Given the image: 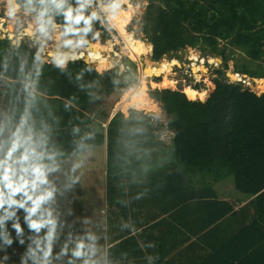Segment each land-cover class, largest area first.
I'll list each match as a JSON object with an SVG mask.
<instances>
[{
	"label": "clouds",
	"instance_id": "obj_1",
	"mask_svg": "<svg viewBox=\"0 0 264 264\" xmlns=\"http://www.w3.org/2000/svg\"><path fill=\"white\" fill-rule=\"evenodd\" d=\"M147 7L148 0H0V237L5 253L17 240L26 247L23 264L29 258L33 264H135L129 252L114 255L109 248L106 214L85 207V189L98 196L96 187H85L96 162L77 106L88 100L79 95L87 86L57 104L49 99L45 69L56 70L61 85L72 82L70 65L79 61L76 81L96 61L133 64L129 45L143 39ZM117 42L122 55H101ZM147 194L136 192L127 204L113 197V203L129 208ZM117 227L136 230L131 218L121 217ZM145 259L154 264L156 258Z\"/></svg>",
	"mask_w": 264,
	"mask_h": 264
},
{
	"label": "trees",
	"instance_id": "obj_2",
	"mask_svg": "<svg viewBox=\"0 0 264 264\" xmlns=\"http://www.w3.org/2000/svg\"><path fill=\"white\" fill-rule=\"evenodd\" d=\"M142 30L152 43L155 61L170 52L199 47L204 55H220L225 64L223 70H216L219 77L208 80L207 90L201 89L200 81L193 86L194 100L182 89H150V98L164 109L166 128L173 132L169 143L157 137L151 115L134 107L127 113L118 111L104 129L97 123L93 114L97 106L130 82L129 73L120 74L118 67L103 69L91 64L82 80L76 81L84 63L79 61L70 65L72 82L61 80V85L59 73L46 68L49 99L59 104L68 91L77 90L81 83L87 86L79 95H87L88 100L77 105L81 127L91 133V149L106 147L110 197L111 185L138 177L152 182L164 174L161 180L169 175L173 181L190 184L197 176L213 182L232 178L237 190L253 197L254 216L229 246L249 238L247 249L254 248L253 254L264 260V91L220 78L232 59L226 54L227 47L261 63L260 70L241 65L236 72L264 78V0H148ZM153 76L160 75L156 71ZM59 114L66 115L63 109ZM212 203L218 207L213 219L233 211L230 203ZM240 258L232 259L247 261V256Z\"/></svg>",
	"mask_w": 264,
	"mask_h": 264
},
{
	"label": "crops",
	"instance_id": "obj_3",
	"mask_svg": "<svg viewBox=\"0 0 264 264\" xmlns=\"http://www.w3.org/2000/svg\"><path fill=\"white\" fill-rule=\"evenodd\" d=\"M103 175L107 179L106 166ZM160 177L152 182L138 177L111 185L109 210L120 212L125 220L131 218L136 229L134 233H122L117 227L119 222L114 223L108 241L114 255L127 251L135 264H148L146 254L156 258L154 264H264L263 259L253 254L254 248L247 249L249 238H243L237 246H229L254 216L250 203L253 197L237 190L234 180L228 188L227 178L220 183L222 180L203 181L197 176L190 184L187 180L173 181L169 175L163 180ZM136 192L148 194L133 201L129 208L113 203V197H117L127 204L128 197ZM214 201L230 203L232 213L213 219L218 214ZM149 243L154 247H146ZM234 256H247V261L234 260Z\"/></svg>",
	"mask_w": 264,
	"mask_h": 264
},
{
	"label": "rangeland",
	"instance_id": "obj_4",
	"mask_svg": "<svg viewBox=\"0 0 264 264\" xmlns=\"http://www.w3.org/2000/svg\"><path fill=\"white\" fill-rule=\"evenodd\" d=\"M145 15V13H144ZM3 17V11L0 10V18ZM144 17V16H143ZM143 23V21H142ZM142 27V25H141ZM131 26H129V29ZM143 32V30H142ZM147 37L143 33V39L140 41H146ZM223 45V42H221V46ZM135 47H138V45H135ZM191 48V47H188ZM120 49V47H119ZM194 50L195 53H197L200 56H203L204 53L201 51L199 47L191 48ZM112 56H120L122 55L121 51H118V54H114L111 52ZM131 53H129V58L133 62V64H130V62L125 58L124 62L121 63L119 61H115V66L119 68V72L122 73H129V80L130 82L127 84V87L116 90L113 94H111L109 97L105 98L98 106L96 111L93 113L94 117L97 120V123L101 126L102 129H104L107 125V121L114 116L118 111H121L123 113H127L128 109L131 107H128L127 109H123V105L131 102L138 103L137 105H140L142 107H145V110L148 111L149 109L152 110V112H149L152 117L153 126L156 129L157 137L164 141L165 143H169L173 133L169 129H167V122H166V115H162L156 107V103L153 102L152 99H150L149 109L147 106V102L144 101V97L149 95L150 89L154 87L159 88H165V87H172L177 89H182L186 91L188 87H193L196 83L199 81L202 83V90H207L209 87L208 80L213 79L216 77H219L218 74H216V70H223L224 69V61L222 57L218 54H211V55H204L203 57L207 58L209 56H212L216 59H220V62H217L215 60V64L211 65L209 63L205 64L207 72L203 74L201 77L197 78L193 72L192 69L189 68V62L187 61L186 57L184 56V53H181L179 55H175L174 52H170L168 54H165L167 57H176L180 64L175 65L173 67L172 73H168L166 71L160 72L159 71V64L158 61H160L165 55L162 56V58L158 61H155L152 57V52L147 57H144L143 63H140L137 60V57L134 56L135 59L131 58ZM226 54L230 55L232 58L230 61H228V68L225 71V73L220 76L222 79H228L230 82L237 83L236 81H233L232 78L228 76V72L232 71L235 74H242L236 72L235 68L236 66L241 65H247V68L250 70H260L261 63L258 61H251L241 50L227 47L226 48ZM150 62L151 67V74L150 76H146L145 74V65ZM130 64V66H129ZM96 67V66H95ZM98 67V66H97ZM96 67V68H97ZM112 67V68H114ZM101 68V67H99ZM103 69H111L109 67L103 68ZM139 69V70H138ZM158 72L160 76H153L155 72ZM227 72V73H226ZM248 76V75H247ZM251 78V77H250ZM136 79L137 81H135ZM171 82V83H170ZM246 86L243 84L244 88H250L252 90H258L262 89V87L259 85ZM145 85L144 87H142ZM252 87V88H251ZM201 90V91H202ZM261 92V91H259ZM120 103H123L122 107ZM142 107V108H143ZM142 110V109H140ZM105 147V146H104ZM103 146L96 147V149L92 150V154L95 157L96 162L91 164L90 167L94 169V172L90 174L89 181L85 184V187L94 186L97 188L98 196L96 195H88L87 189H85L86 192V200L87 203L85 204V207H95L97 208V215H100L101 212L105 213V221H106V227L108 229V238L107 242L110 241L112 235H113V225L114 223H117L120 221L121 213L120 212H113L109 210V202H110V194H109V182L107 179H105V176L103 175L104 169L106 166V149ZM162 146L159 145L157 147V150L160 149ZM225 180V179H224ZM224 180H222L220 183H222ZM228 182V188L230 186L231 181L233 179L227 178L225 180ZM225 182V183H226ZM104 183V184H103ZM145 186V184H143ZM99 198L104 201L103 208H100L99 205ZM80 205H77V208L79 210ZM119 230V229H118ZM117 230V231H118ZM15 235V233H13ZM101 244L104 243V241L100 242ZM126 243V242H124ZM5 243L2 237H0V264H23V257L27 251L26 247L19 244L18 240L14 242V244L11 247L7 248V253H5ZM5 254H7L10 259L5 260ZM27 264H33V261L31 258L28 259Z\"/></svg>",
	"mask_w": 264,
	"mask_h": 264
},
{
	"label": "bare ground",
	"instance_id": "obj_5",
	"mask_svg": "<svg viewBox=\"0 0 264 264\" xmlns=\"http://www.w3.org/2000/svg\"><path fill=\"white\" fill-rule=\"evenodd\" d=\"M135 45H138V47H135ZM149 45H151V47H149ZM129 46L133 49L132 54H131V58L135 59L134 56H136L137 60L140 63H143L144 57L148 58V56L150 55V53L152 51V43L148 39L146 41L133 40L130 42ZM113 51H115V47L109 48L106 51H102L101 55L112 56L111 52H113ZM184 56L186 57L187 61L189 62V68L192 69L193 74L197 78L201 77L203 74H205L207 72L205 64L209 63V64L213 65L216 62L215 60H217V62H220V59H216L212 56H209L207 58L203 57L204 55L200 56L197 53H195L194 50H192L191 48H188V51L184 52ZM149 64H150V62H148L145 65L146 76L152 75L151 74V67ZM158 64H159L158 68H159L160 72L166 71L168 73H172L173 67L175 65H179L180 62L176 57L169 58L165 55L160 61H158ZM94 65L101 67V68H106V67L112 68L115 66V61L113 59V60L109 61L108 64H105L103 66H101L100 61H96L94 63ZM229 73L231 75L232 80L236 81L237 83L240 82V84L243 83L246 86H251L254 82V80H252V78H250L249 76H247L245 74H235L232 71H229ZM256 83L258 86L260 85L262 87V89H258L257 91L263 92L264 80H258ZM144 86L145 85H143L142 87H144ZM186 92H187L188 97L191 100H194L196 93H197L196 90L188 87L186 89ZM150 99L151 98L146 93V96L144 97V101H146L148 103L147 106L150 104ZM126 103L127 104H124V105L122 103L123 107H122V105H121V107L123 109H127L128 107H134L136 109H145V107H143L144 102H141L143 108L140 105H137L138 103H135V102H131V103L126 102ZM147 109H149V106Z\"/></svg>",
	"mask_w": 264,
	"mask_h": 264
},
{
	"label": "built area",
	"instance_id": "obj_6",
	"mask_svg": "<svg viewBox=\"0 0 264 264\" xmlns=\"http://www.w3.org/2000/svg\"><path fill=\"white\" fill-rule=\"evenodd\" d=\"M119 47H120V45H119V42H117V44H116V46H115V51H113V53L114 54H118V51L120 50L119 49ZM152 52V51H151ZM122 73V72H121ZM252 80H254V83L257 85V81L258 80H264V78H252ZM191 88H193L194 89V87H192L191 86ZM207 88H209V87H207ZM252 88V87H251ZM252 90V89H251ZM198 91V90H197ZM253 91H257V89L255 90H253ZM264 91V90H263ZM153 102H154V100H153ZM155 103V102H154ZM145 113H147V114H150L149 112H152V110L151 109H149L148 111H146L145 109H142ZM173 133V132H172Z\"/></svg>",
	"mask_w": 264,
	"mask_h": 264
},
{
	"label": "water",
	"instance_id": "obj_7",
	"mask_svg": "<svg viewBox=\"0 0 264 264\" xmlns=\"http://www.w3.org/2000/svg\"><path fill=\"white\" fill-rule=\"evenodd\" d=\"M188 51V48H186V49H182V50H179V51H176V52H174V54L175 55H179V54H181V53H184V52H187ZM94 65V64H93ZM228 76L231 78V75H230V73L228 72Z\"/></svg>",
	"mask_w": 264,
	"mask_h": 264
}]
</instances>
